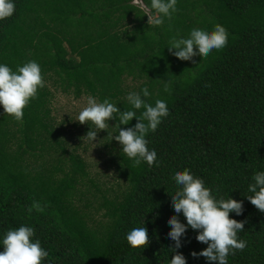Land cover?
I'll use <instances>...</instances> for the list:
<instances>
[{"label":"trees","instance_id":"1","mask_svg":"<svg viewBox=\"0 0 264 264\" xmlns=\"http://www.w3.org/2000/svg\"><path fill=\"white\" fill-rule=\"evenodd\" d=\"M134 2L16 0L14 15L0 21V62L15 71L35 60L45 81L22 120L0 106V238L34 227V239L49 252L44 264H170L177 253L187 264H209L192 256L208 247L196 230L189 228L176 253L168 237L167 221L176 215L174 172L188 168L217 198L243 201V214L230 218L244 222L238 236L247 246L230 254L228 264H264V212L246 198L252 176L264 171V0H178L171 21L159 27L144 16L150 0H141L146 9ZM216 24L230 34L223 49L182 61L167 48L174 37ZM129 81L140 86L131 90ZM144 87L148 103L166 99L170 110L147 136L158 166L137 167L123 154L113 139L118 118L101 131L90 122L116 173L113 182H102L79 153L89 125L78 141L68 136L71 119L53 118L52 88L109 99L125 111L127 94ZM34 202L42 211L29 213ZM144 220L147 247L132 248L126 235Z\"/></svg>","mask_w":264,"mask_h":264},{"label":"clouds","instance_id":"2","mask_svg":"<svg viewBox=\"0 0 264 264\" xmlns=\"http://www.w3.org/2000/svg\"><path fill=\"white\" fill-rule=\"evenodd\" d=\"M177 5L178 0H150V7L146 9L144 16L148 17L151 27H159L164 25L166 19L171 21L173 14L178 11ZM15 12L16 0H0V21L11 18ZM229 35L226 27L221 24H216L212 31L193 28L187 37L169 40L167 48L182 61L193 60L197 55L206 57L213 50L226 47ZM44 86L42 70L37 61L29 60L22 66H17L15 71L6 63L0 62V106L6 115L17 121L22 120L25 107L36 97L38 89ZM165 91H169L167 86ZM150 95L147 87L142 88L141 92H129L126 99L131 109L125 111H121L109 99L100 102L97 97L86 95V106L79 111L76 120L80 124H88L91 129L83 138L94 143L98 133L109 127L108 122L118 118L119 123L115 126L118 128V135L113 139L119 142L123 154L137 167L143 162L149 166H158L157 151L149 148L147 136L159 128L170 115V110L166 99H157L154 105L148 103L144 98ZM140 109L144 110L138 116L136 110ZM134 118L138 121L135 126L127 129L120 127L129 125ZM88 122L100 131L93 130ZM173 178L178 187L170 198L176 215L167 221L171 226L168 237L175 242L173 252L176 253L183 247L182 237L191 228L198 232L196 240L208 245L199 253L192 252L194 258L204 257L209 264H228L230 254L235 255L236 250L243 251L247 246V242L238 236L244 230V222L230 218L232 213L243 214V201L230 196L227 199L217 198L213 195V189L206 186L204 179L194 175L188 168L175 171ZM252 181L248 187L252 195L246 198L264 212V171L255 172ZM33 209L42 211L37 202L28 208V212L31 213ZM181 213L186 218V224L179 218ZM35 235L34 227L27 225L9 229L0 238V245L4 247V251L0 252V264H44L49 252L41 246L39 240L34 239ZM126 240L132 248L147 247L149 232L145 220L127 233ZM170 264H187V259L182 253H177L170 259Z\"/></svg>","mask_w":264,"mask_h":264},{"label":"rangeland","instance_id":"3","mask_svg":"<svg viewBox=\"0 0 264 264\" xmlns=\"http://www.w3.org/2000/svg\"><path fill=\"white\" fill-rule=\"evenodd\" d=\"M134 3L139 4L140 6L142 5L141 0H135ZM143 8H145L144 5ZM129 83L133 87L131 90H136L138 86H140V83L138 84V82L131 83L129 81ZM52 89L55 95L52 102L53 118L56 120V124H64V120L70 118V122H67L65 126L67 132H69V135L68 133L67 135L78 141V132L80 129H83L84 124H80L76 120L79 111L86 106V100L84 99L85 96L82 98H76L74 94H65L60 90L56 91L54 88ZM75 125H77V128ZM83 139V146L80 147L79 153H81L89 162L92 176L94 178H99L102 182H113L116 178V173L114 168H110L108 165L109 155L104 148V143L96 140L94 141L96 144H94L85 138Z\"/></svg>","mask_w":264,"mask_h":264}]
</instances>
